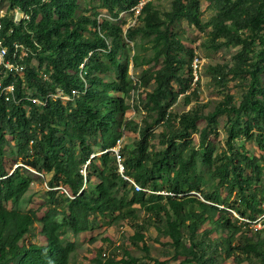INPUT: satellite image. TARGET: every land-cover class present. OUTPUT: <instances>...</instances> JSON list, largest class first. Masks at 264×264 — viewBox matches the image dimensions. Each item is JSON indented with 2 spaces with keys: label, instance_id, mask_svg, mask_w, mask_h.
Masks as SVG:
<instances>
[{
  "label": "trees",
  "instance_id": "obj_1",
  "mask_svg": "<svg viewBox=\"0 0 264 264\" xmlns=\"http://www.w3.org/2000/svg\"><path fill=\"white\" fill-rule=\"evenodd\" d=\"M140 1L102 0L104 8L117 17L122 11L135 8ZM218 1L221 10L214 19L212 38L214 42L224 39L242 47L232 73L234 76L249 78V91L244 94L239 105L234 104L232 97H228L208 116H203L195 109L174 116L175 129L171 134L162 135L161 142L165 149L157 153L153 160L148 153L150 128L141 130V139L136 143L133 155L124 157L119 151L125 168L124 175L134 179L141 187L149 188L152 193L148 195L137 192L129 181L124 180L116 154L112 150L116 141L105 145L99 158H91L87 154L85 161L89 164L86 168L87 175H84L82 168L76 163L73 150L66 149L65 140L58 137V133L66 126L65 132L69 139L72 142L80 141L85 150L84 136L88 129L96 128L108 134L112 127L121 124L128 107L125 98L112 97L111 94H127L130 82L129 67L120 65L118 55L121 49L126 48L127 38H133L143 29H130L125 38L121 27L110 28L100 24L98 20L80 17L78 0H9L10 11L20 9L30 19L27 25L25 22L17 25L12 17H4L3 39L6 44L11 46L14 41H19L27 45L38 53L36 56H44L54 70V82L43 83L40 73L27 60L28 84L36 90L33 96L47 99L56 91L58 84L66 94L73 96V92L78 91V95L71 100L76 101L75 110L72 104L64 106L61 99H50L48 107H39L24 100L28 97V87H24L19 80L17 96L21 102L6 103L0 99V157L4 156L7 136H14L19 144L23 165L38 172L45 169L53 172L49 186H64L73 197L65 195V202L69 203V216L64 223L56 219L52 209L43 217H39L36 211L8 209L6 204H18L29 189L31 181L24 177L22 166L12 173L2 166L0 264H71L75 244L63 242L62 230L65 227H69L74 234L92 231L98 216L113 217L117 213V218H130L131 215L124 214L125 208L134 204L141 205L160 221L164 220V233L171 239L176 255L186 257L180 264H219L220 249L227 250V256L233 257L237 264H243L248 257L256 258L264 264L263 241L248 240L236 249L230 247L229 240L214 242L205 232L199 234L209 211L219 215L217 224L222 228L231 232L236 225L230 212L204 203L225 204L219 195H204V202L191 195L195 192L202 194L196 181V151L190 147L191 137L196 132L199 121L206 120L207 126L201 132L200 146L206 149L202 161L212 170L220 187H225L230 196L236 192L238 202L229 204V208L250 221L264 216V185L256 188L264 175V165L261 163L264 162V84L259 77L264 73V0ZM149 9L147 4L143 10V13L148 14L146 31L157 36L160 50L156 57H164V69L156 75L155 89L148 95V101L157 110V124L173 121L168 110L179 92L187 89L185 87L174 92L172 88V83L183 84L184 61L178 53L186 51L181 41L175 37L172 26L179 20L186 19L190 24L203 28V12L200 0H175L173 11L166 13V20L150 14ZM89 25L97 29V37L94 39L86 36ZM109 37H114L112 45L108 43ZM222 44H216L215 48H220ZM100 49L106 50L108 54L104 55ZM104 56L108 57L106 61ZM111 64L116 70L118 81L108 83L103 75L109 72ZM190 80H193V74L190 75ZM190 102L189 97H186V103ZM219 115L227 116L230 122L227 149L219 156L220 162L215 163L213 152L209 148V136L210 126L216 123ZM245 115L250 119L244 123L246 126H242ZM129 124L131 121H127L126 127ZM255 125L261 131L259 143L263 156L260 159L251 158L235 149V140L242 134H249ZM187 150L190 153L184 156ZM148 161H152L151 166H148ZM93 178L97 180L96 183ZM164 179L165 185L160 183ZM121 184L130 185L133 192L130 202L116 195ZM163 190H168L174 196L163 197L159 194L153 200L156 193ZM165 198L167 202L162 203ZM196 204L201 211L194 208ZM37 223L41 224L46 244H23L22 240ZM144 239V227L138 226L132 237L134 246H138ZM142 249L149 252L145 245ZM136 262L137 260L130 258L123 260L122 264ZM97 263L102 264L100 261ZM108 263L117 264L114 260H109Z\"/></svg>",
  "mask_w": 264,
  "mask_h": 264
},
{
  "label": "rangeland",
  "instance_id": "obj_2",
  "mask_svg": "<svg viewBox=\"0 0 264 264\" xmlns=\"http://www.w3.org/2000/svg\"><path fill=\"white\" fill-rule=\"evenodd\" d=\"M202 3V23L203 28H199L189 23L186 19L179 20L172 26L174 35L177 37L186 51L178 53L180 59L184 61L182 80L183 84L172 83L174 92H179L187 87L184 92H179L177 99L172 103L168 110L173 121H163L157 123V110L153 109V104L148 101V95L151 94L156 86V75L163 71L164 57L158 59L157 53L160 48L157 45V36L150 35L146 30L147 13H143L139 18L136 13L131 10L122 11L120 15L113 16L104 8L102 0H78L80 17H87L91 20H98L100 24L111 27H121L124 30V36L127 38L130 29H143L139 31L133 38H127L126 48L121 49L118 55L120 65L129 67V91L124 93H112L111 96L125 98L128 107L125 118L121 124L112 127L108 134H104L100 129L90 128L85 134V150L82 148L80 141L72 142L66 134L67 127L64 126L58 133V137L65 140L66 149H72L75 155L76 163L80 166L81 172L86 170L89 162H86L87 154L91 158H99L105 145L116 141V146L112 150L121 151L124 157H130L136 150V143L141 139V130H147L149 148L148 153L153 160L155 155L165 149V145L161 142L162 135L171 134L174 128V116H180L192 109L198 110L203 116L212 114L216 107L226 100L228 97L233 98V102L239 105L245 93L249 91V78L246 76H234L232 70L238 63V55L242 51L241 46L234 45L221 39L214 42L212 38L214 19L220 14V3L218 0H200ZM150 6V14L157 15L159 18L166 20V13L172 12L175 0H148ZM3 8H7V17H13V11L9 10V3L4 1ZM149 13V12H148ZM99 35V33H98ZM89 39L97 37V29L93 25H89V31L86 32ZM103 36V34H102ZM114 37L108 38V43L112 45ZM223 43L218 49L216 44ZM188 51V52H187ZM104 55L107 51L100 49ZM195 53L202 58V68L200 71V81L193 85L190 80L192 72V62ZM104 56V60H107ZM31 66H34L40 73V76L47 74L49 80H41L43 83L52 84L54 82V70L49 61L42 55L33 56L29 59ZM261 82L264 84V73L259 75ZM104 80L108 83L118 81V76L114 66L110 65V70L103 75ZM26 92L29 97H34L36 90L28 84ZM59 97L65 96L66 92L61 85L56 86L53 93ZM186 97H189L190 103H186ZM64 106L73 105L76 109V101H69L60 98ZM72 113V110L70 111ZM253 117V116H252ZM250 117L243 116L242 126H246V121ZM127 121H131L126 127ZM230 119L225 115H219L216 123L210 126L211 134L209 136V148L213 152V160L219 163V156L222 155L227 147ZM75 125V123L73 124ZM207 126L206 120L198 123L196 132L191 137L192 150L196 151V181L199 183L202 194L192 193V197L200 199L204 202V195H219L225 204H213L204 202L208 205H214L222 210H226L232 214V220L235 222V229L229 231L222 228L217 223L219 215L214 211H209L205 215L207 218L199 229V234H207L209 239L214 242L230 241L231 248H238L245 241H263L264 242V216H259L257 220L250 221L243 219L238 213L229 208V204L238 202L236 192L229 195L225 187L219 186L218 179L202 161V156L206 149H202L201 132ZM260 130L255 125L249 134H242L235 140V149L244 152L251 158L260 159L263 156V150L260 146ZM19 144L14 136L8 135L7 142L4 145V156L0 157V168L4 166L8 172L12 173L19 166L24 177L30 179L31 183L27 192L20 199L18 204L9 202L6 204L8 209L18 208L22 211H36L39 217H43L50 209L54 211L56 219L64 223L69 216V203L65 202L64 192L61 190L64 186L51 188L49 182L53 177V172L42 170L38 172L29 167L24 166L23 158L20 156ZM190 152L187 150L184 156ZM264 165V162H261ZM100 165V161L97 160ZM151 166L152 161L147 162ZM83 173L87 175V171ZM247 173H250L249 171ZM130 178V177H129ZM132 179V178H131ZM162 178H160L161 180ZM166 179V178H165ZM165 179L160 181L165 185ZM124 180H126L124 178ZM93 178V182L96 183ZM62 185V184H60ZM264 185V175L261 183L256 186L259 188ZM168 190H163L160 195L167 196ZM70 192V191H69ZM130 202L133 196L130 185L121 184L116 194ZM149 195V194H148ZM153 200L157 199V196ZM204 200V201H203ZM167 199L162 200L166 203ZM125 216L131 215L130 218L123 219L120 217L98 216L95 221V227L92 231L74 234L69 227L62 230V239L65 244L71 242L75 244V249L71 254V264H109V260H114L117 264H122L123 260L134 258L137 260L135 264H180L186 259L185 256H177L175 248L171 245V239L164 233V220L160 221L152 213H148L145 208L139 204L126 206ZM187 207H190L188 205ZM197 211H201L198 204L194 205ZM153 215V216H150ZM93 217L90 218L92 220ZM157 219V220H156ZM138 226L144 227L145 239L138 246H134L132 237L135 235ZM41 224L37 223L32 231L22 240L23 244L37 243L45 245L46 241L42 237ZM143 245L147 246L149 252L144 251ZM190 244L188 243L187 246ZM228 245H226V248ZM107 253L108 258H104L103 254ZM227 250L220 249L219 264H237L233 257L227 256ZM158 261V262H156ZM186 264H197L188 262ZM243 264H262L258 259L248 257Z\"/></svg>",
  "mask_w": 264,
  "mask_h": 264
},
{
  "label": "built area",
  "instance_id": "obj_3",
  "mask_svg": "<svg viewBox=\"0 0 264 264\" xmlns=\"http://www.w3.org/2000/svg\"><path fill=\"white\" fill-rule=\"evenodd\" d=\"M4 1L9 3V0H0V99L4 100L6 103L12 101H19L17 96V83L21 80L22 85L26 87L28 85V78L26 77V62L31 57L36 56V52H34L30 47L27 45L20 43L19 41H14L12 45L6 44L5 40L3 39V30H4V17L7 14V8H3L2 4ZM148 0H141L139 5L133 8V11L136 13V17L139 18L143 14V10L148 4ZM18 13H21L23 16L18 21L16 16ZM13 22L17 25L22 24L25 22L27 25V21L30 19L28 15L22 12L20 9H15L13 11ZM84 67V65L82 66ZM202 68V58L195 53L193 62H192V74H193V85H196L200 81V71ZM13 77L10 81L9 78ZM42 79L48 81L49 76L47 74L41 76ZM78 95V91L73 92V96L70 94H66L65 96L59 97L56 94H50L47 99H43L41 97H26L24 100H28L33 102V104L39 107H48L50 99H64V100H73L74 96ZM116 154V158L119 165V171L123 175V177L130 182V184L134 187L137 192H144L146 194L152 193L149 188H143L139 184H137L134 179L129 178L128 176L124 175V165L123 159L119 154V151L114 150ZM87 168V166H86ZM86 171V170H85ZM83 172L86 174V172ZM61 190L66 194L68 197H71V194L67 189L64 187ZM162 192H157L156 194H161ZM167 196H174L172 193H166ZM104 258H108V254H103Z\"/></svg>",
  "mask_w": 264,
  "mask_h": 264
},
{
  "label": "bare ground",
  "instance_id": "obj_4",
  "mask_svg": "<svg viewBox=\"0 0 264 264\" xmlns=\"http://www.w3.org/2000/svg\"><path fill=\"white\" fill-rule=\"evenodd\" d=\"M22 14L21 13H18L17 16H16V19L19 21L21 18H22Z\"/></svg>",
  "mask_w": 264,
  "mask_h": 264
}]
</instances>
